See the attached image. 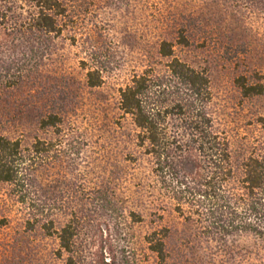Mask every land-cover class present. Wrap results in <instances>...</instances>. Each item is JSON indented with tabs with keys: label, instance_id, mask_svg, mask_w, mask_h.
Listing matches in <instances>:
<instances>
[{
	"label": "trees",
	"instance_id": "1",
	"mask_svg": "<svg viewBox=\"0 0 264 264\" xmlns=\"http://www.w3.org/2000/svg\"><path fill=\"white\" fill-rule=\"evenodd\" d=\"M81 1L0 0V99L9 103L15 91L26 88L38 129L52 133L28 144L0 133V184L33 216V224L56 240V259L62 264H137L136 249H115L96 218L107 216L111 228L125 235L129 221L141 222L144 211L153 219L143 241L158 264L167 261L169 240L172 245L215 241L226 248L250 236L264 244V117H254L251 136L233 142L215 121L206 73L175 56L165 38L156 40L152 55L138 60L115 102L118 118H128L134 130L137 152L127 160L146 163L137 181L144 195L117 200L113 185L87 186L81 180L77 160L92 142L88 132L100 138L120 124L108 114L99 119L106 104H94L82 93L105 84L113 59L100 39L98 20L85 22L84 16L82 21ZM255 2L263 3L258 9L264 19V0ZM174 37L177 44L187 43L179 30ZM67 46L78 50L76 70L62 64ZM234 84L242 99L262 96L264 70L238 73ZM79 115L89 121L88 129L75 125ZM163 213L180 223L155 224Z\"/></svg>",
	"mask_w": 264,
	"mask_h": 264
},
{
	"label": "rangeland",
	"instance_id": "2",
	"mask_svg": "<svg viewBox=\"0 0 264 264\" xmlns=\"http://www.w3.org/2000/svg\"><path fill=\"white\" fill-rule=\"evenodd\" d=\"M82 21L97 19L101 28L102 44L108 45L113 59L112 71L105 84L96 91L82 89L85 99L105 103L99 111V119L104 115L113 122L119 119V128L113 124V133L90 137L92 142L77 160L81 180L87 186L113 185L117 200L127 198L134 201L141 194L137 186L139 176L146 172L144 161L135 165L127 159L134 152V130L128 118H118L115 107L117 89L123 87L138 60L144 55H152L157 39L165 38L173 44V53L191 67L206 73L212 91V104L215 121L233 138L249 137L255 132L254 117H264V95L252 99H242L235 88L234 79L238 73L264 70V19L259 14L263 3L255 0H83ZM87 4H85V3ZM89 8V9H88ZM92 13L90 16L88 13ZM179 30L186 44L175 42L174 32ZM89 38L91 33L88 31ZM97 39V35H95ZM112 41L107 43L108 41ZM61 42V41H60ZM76 47H66L63 51V66L76 70ZM77 53V54H76ZM65 57V58H64ZM26 88L15 91L9 103L0 99V133L13 137L20 136L25 144L34 137L48 139L50 130L38 129L35 114L29 110L32 99L26 95ZM5 97V96H4ZM3 97V98H4ZM8 97V96H7ZM32 107V106H31ZM27 110H29L27 112ZM98 119V121H99ZM75 125L80 130L89 128L86 117L79 115ZM109 125H111L109 123ZM99 143L109 148L101 150ZM108 144H106V143ZM236 147V144H233ZM237 145L236 151L241 150ZM104 155V156H103ZM118 191V192H117ZM111 200L116 198L110 197ZM147 203L148 198H141ZM129 200V201H131ZM127 201V202H129ZM126 203V202H125ZM127 204V203H126ZM164 217L155 224L176 225L180 220L173 214L163 213ZM42 216L41 219H46ZM153 218L142 212L139 223L129 221L127 233L117 234L111 228L107 216L96 220L109 234L115 249L120 245L136 249L137 264H158L145 248L143 236ZM32 223L30 227L26 222ZM29 216L8 195L6 186L0 184V264H62L54 251L56 240L50 238L39 224H33ZM126 239V240H125ZM191 240V239H190ZM127 242V243H126ZM166 243L169 255L165 264H264V244L250 236L236 239L231 245L217 247L215 241L183 242L181 245ZM170 244V245H169ZM129 250V249H127ZM119 257V256H118ZM118 259V258H117ZM121 262V259H118Z\"/></svg>",
	"mask_w": 264,
	"mask_h": 264
}]
</instances>
